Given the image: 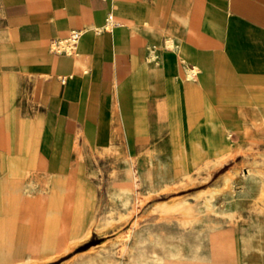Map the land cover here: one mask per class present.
Wrapping results in <instances>:
<instances>
[{"label": "crops", "instance_id": "obj_1", "mask_svg": "<svg viewBox=\"0 0 264 264\" xmlns=\"http://www.w3.org/2000/svg\"><path fill=\"white\" fill-rule=\"evenodd\" d=\"M73 31L82 36L65 51ZM196 65L205 88L183 101ZM217 68L231 86L215 83ZM226 89L259 97L224 105ZM184 106L264 107V0H0V235L42 236L49 256L55 182L91 188V172L117 164L142 185L154 171L177 184L184 165L228 153L209 149L212 126L201 125L206 155L183 163V142L205 138L168 127L167 109L181 126ZM154 127L168 143L150 147Z\"/></svg>", "mask_w": 264, "mask_h": 264}, {"label": "rangeland", "instance_id": "obj_2", "mask_svg": "<svg viewBox=\"0 0 264 264\" xmlns=\"http://www.w3.org/2000/svg\"><path fill=\"white\" fill-rule=\"evenodd\" d=\"M233 80L230 72L216 69L217 85L229 87ZM206 82L201 72L193 85L184 83L183 101H194ZM250 94L234 89L216 91L224 105L240 96V100L259 97ZM192 108H182L181 126L174 121V110L167 109V125L173 133L205 137L183 142L185 152L192 150L184 153L183 163L196 165L206 155L207 135L199 132L201 125L205 130L206 124L212 126L215 139L208 140L209 149L220 154L230 147L229 152L205 160L189 173L184 165L181 172L186 176L177 184L158 179L159 173L154 171L153 180L142 185L136 170L132 182L121 165L103 166L102 172L90 173L91 188L77 185L72 209L59 206L50 186V261L40 264H264V107L204 106L198 109L199 115ZM163 111L159 110L161 118ZM225 125L234 128L229 138ZM151 130L150 147L169 142L155 127ZM109 159L105 157L102 163L110 164ZM122 187L124 196L120 195ZM218 198L224 200L223 207L217 204ZM120 234L128 237L124 243L118 240ZM6 248L0 243V259Z\"/></svg>", "mask_w": 264, "mask_h": 264}, {"label": "bare ground", "instance_id": "obj_3", "mask_svg": "<svg viewBox=\"0 0 264 264\" xmlns=\"http://www.w3.org/2000/svg\"><path fill=\"white\" fill-rule=\"evenodd\" d=\"M118 19V18H117ZM116 20V19H115ZM121 20V19H120ZM114 21V20H113ZM122 21V20H121ZM121 23V22H120ZM111 24V23H110ZM112 28V27H111ZM115 29V28H114ZM71 35V34H70ZM189 40V39H188ZM179 42V41H178ZM62 44V43H61ZM167 48H169L170 50H174L175 48V44L168 40L167 43H165ZM184 45V44H183ZM61 46V45H60ZM176 50V49H175ZM149 52V51H148ZM160 52V51H159ZM162 53V52H160ZM151 54V53H150ZM159 54V53H158ZM152 56V54H151ZM157 56V55H156ZM194 56V55H193ZM153 57V56H152ZM183 57V56H182ZM184 59V58H183ZM187 59V58H186ZM189 59V58H188ZM156 62V61H155ZM188 62V61H187ZM192 62V61H191ZM153 63V61H152ZM155 65V64H153ZM153 71V70H152ZM202 72V70L200 69L199 66L196 65V67L192 70L187 69L184 72V75L181 77L183 82L189 85H193L194 84V77L199 76V74ZM181 80V79H180ZM191 88V87H190ZM189 88V89H190ZM194 89V88H193ZM191 93V92H190ZM193 93V92H192ZM194 94V93H193ZM222 94V93H221ZM250 94V93H249ZM236 95V94H235ZM252 95V94H250ZM192 96V94H191ZM233 97V96H232ZM256 97V95H255ZM254 97V98H255ZM230 98V97H229ZM250 98V97H249ZM253 98V99H254ZM239 99V98H238ZM241 99V96H240ZM247 98L245 97V100ZM193 100V99H191ZM233 100V99H232ZM243 100V99H242ZM193 109V108H192ZM194 111V110H193ZM192 111V112H193ZM195 116V115H194ZM191 117V116H190ZM194 120V119H193ZM196 124V123H194ZM194 128V127H193ZM245 129V128H244ZM225 133H226V137L229 138L232 136L233 132H234V128L232 126L229 125H225L224 127ZM238 132H235V134H237ZM236 139V138H233ZM125 163V162H124ZM130 164V163H129ZM128 166V165H127ZM135 171L130 170V174H131V180L132 182H135L136 180V175L134 173ZM56 175V174H55ZM123 183H125L124 181H122ZM245 182V181H244ZM120 183V182H119ZM236 183V182H235ZM126 184V183H125ZM127 184H131L130 182ZM119 185V184H118ZM114 186V185H113ZM122 186V185H120ZM129 186V185H128ZM134 186V185H132ZM244 188H246L248 191H251V188L249 186H247V184L243 183ZM32 187V186H31ZM76 188H77V184H57L55 182V184H53V188H52V194L54 195V197L57 198L58 200V204L59 206L62 208L64 205H67L69 208L72 209L73 203L75 202V194H76ZM230 188V187H229ZM125 189H121L120 195L124 196L126 195L124 192ZM30 193V192H29ZM249 193V192H248ZM31 194V193H30ZM42 195V193H41ZM44 195V194H43ZM47 196V195H46ZM246 196V195H245ZM45 197V196H44ZM47 199V198H46ZM77 199V198H76ZM45 200V199H44ZM43 200V201H44ZM217 204L219 206H224V200L222 198H218ZM187 208V207H186ZM188 209V208H187ZM186 210V209H185ZM187 211V210H186ZM169 215V214H168ZM173 215V214H172ZM175 216V215H174ZM185 216V215H184ZM176 217V216H175ZM180 217V216H179ZM182 218V217H181ZM136 225V224H135ZM64 226V225H63ZM104 229V228H102ZM100 230V229H99ZM65 233V232H64ZM138 234V231L135 230L134 231V235L136 236ZM63 235V234H62ZM65 235V234H64ZM122 234H120L118 240L122 241L123 243L126 241L125 239H127L128 237L123 238L121 236ZM132 235V234H131ZM63 239V238H62ZM125 240V241H124ZM62 242V241H61ZM0 243H5L7 245L6 248V254L4 255V257L2 259H0V264H28V262H26L25 260V255L27 252H31L32 254H38L41 257V259H34L30 262L32 263H36V262H48L50 261V255L47 256L46 255V249H45V240L42 236H33L30 235L29 233L23 234L21 236H14V235H0ZM75 245V244H74ZM122 245V244H121ZM64 246V245H63ZM65 248V247H64ZM126 248V247H125ZM50 250V248H49ZM63 251V250H62ZM66 252V251H65ZM62 253V252H61ZM64 253V251H63ZM60 253H58L59 255ZM124 256V255H123ZM122 256V257H123ZM113 258V257H112ZM119 260V259H118ZM129 260V259H128ZM167 261V259H165ZM123 261V260H122ZM121 261V262H122ZM76 262V261H75ZM170 262V261H168ZM80 263V262H79ZM231 264H234V262H232ZM238 264V263H237Z\"/></svg>", "mask_w": 264, "mask_h": 264}, {"label": "built area", "instance_id": "obj_4", "mask_svg": "<svg viewBox=\"0 0 264 264\" xmlns=\"http://www.w3.org/2000/svg\"><path fill=\"white\" fill-rule=\"evenodd\" d=\"M112 16H109L108 20L109 22L112 21ZM82 33L79 31H73L69 40H68V45L67 47L64 49L65 51H73L79 41V39L81 38Z\"/></svg>", "mask_w": 264, "mask_h": 264}]
</instances>
